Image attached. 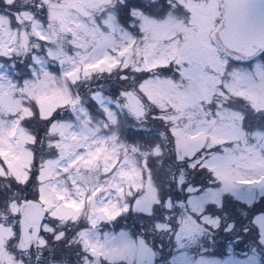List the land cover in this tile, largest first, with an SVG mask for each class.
Wrapping results in <instances>:
<instances>
[{
	"label": "rangeland",
	"instance_id": "rangeland-1",
	"mask_svg": "<svg viewBox=\"0 0 264 264\" xmlns=\"http://www.w3.org/2000/svg\"><path fill=\"white\" fill-rule=\"evenodd\" d=\"M121 3L0 0V176L21 182L28 176L33 155L29 143L34 135L24 124L27 118L47 126V142L55 148L40 163L38 181L31 188L46 209L40 232L31 242L37 248L30 242L22 246L19 236L12 237L11 224L23 204L0 195V264H48L62 238L72 247L75 242L85 249L96 245L83 264H99L101 257L110 264L122 260L124 264H149L153 252L147 244L125 227L121 233L101 223L125 211L134 191L140 197L137 210H146L156 197L155 180L145 162L151 159L148 154L160 150V144L158 149H144L120 131L126 124L143 122L145 103L135 88L124 92L123 98L95 90L90 98L100 114L92 115L75 92V84L115 68L160 74L154 69L173 60V69L179 73L175 79L168 72L151 73L140 84V92L149 104L171 108L168 117L179 157L192 154L203 142L230 141L226 151L210 155L205 164L228 182L264 179V132L249 138L240 127L238 112L215 113L208 104L222 95L223 80L232 96H244L253 106L264 107V76L255 71L249 75L238 66L225 71L234 57L247 60L255 54L245 57L230 52L219 41L222 0H171L155 17L137 9L133 15L138 18V29L134 31L119 20ZM11 4L15 5L12 11ZM16 61L19 68L13 71ZM257 64L264 72V62ZM127 74L135 80V73ZM113 86L108 83L107 89ZM48 116L55 118L45 124ZM2 197L9 206L5 214ZM20 250L29 251L30 258L25 259ZM217 250L199 249L217 256L204 264H235L244 259L234 253L221 258Z\"/></svg>",
	"mask_w": 264,
	"mask_h": 264
},
{
	"label": "snow or ice",
	"instance_id": "snow-or-ice-1",
	"mask_svg": "<svg viewBox=\"0 0 264 264\" xmlns=\"http://www.w3.org/2000/svg\"><path fill=\"white\" fill-rule=\"evenodd\" d=\"M115 7V6H114ZM169 5L166 0H123L117 11L122 24L128 28L138 27L132 21L137 17L134 11L139 9L152 16L162 14ZM264 62V51H258L253 57L241 60L234 57L226 65V72L234 67H240L264 76L260 72L257 61ZM171 64L162 66L167 71ZM135 73L138 81L135 85L137 95L146 98L140 92V84L150 78L149 69L129 68ZM179 75V73L177 74ZM128 75L120 69V79L114 84L118 94L132 89H124L120 85L127 81ZM221 81L220 93L213 100L208 101L214 106V112L224 110L240 114V127L247 134L264 132V107H255L244 96L233 97L223 86ZM167 129V134L174 143L172 123L163 119L161 109L145 113L143 122L136 125H124L121 133L130 137L134 145H144L148 149H158L161 139V128ZM229 141L220 145L208 144L202 146L191 156L177 161L175 153H170L166 160H160L156 180L157 194L151 206L146 210L135 208L139 192L134 191L125 205V211L110 220H103L106 227L120 228L119 220L130 221L127 231L152 249L153 255L149 264H204L207 258L217 257L200 252L205 245L214 249L223 247L225 253H239L244 259H238L235 264H264V179L239 178L228 182L224 175L217 174L212 168L206 166L205 159L216 152L226 151ZM160 149L157 157H163ZM156 162L155 159H152ZM145 162L149 173L153 168ZM167 165V167H165ZM157 164H153L156 167ZM187 171L191 179H186ZM245 188L249 190H245ZM193 192L196 195H193ZM107 235V233H105ZM96 245L85 249L83 244L78 247L66 246L62 238L59 246L51 251L52 260L48 264H78L81 260L92 257ZM196 249L197 251H193ZM143 254V253H141ZM43 256L37 257L40 261ZM99 264H110L106 257H101Z\"/></svg>",
	"mask_w": 264,
	"mask_h": 264
},
{
	"label": "trees",
	"instance_id": "trees-1",
	"mask_svg": "<svg viewBox=\"0 0 264 264\" xmlns=\"http://www.w3.org/2000/svg\"><path fill=\"white\" fill-rule=\"evenodd\" d=\"M170 1L171 0H166V2H170ZM177 3L179 4V2H177ZM15 4H17V8L16 9H19L20 5L18 3H15ZM14 8H15V5L11 4L10 10L12 11V9H14ZM230 52H232V51H230ZM240 54H242V53H240ZM169 64H171V68L169 69V70H171L173 68V66H174L173 60L170 61ZM17 68H19V66H17L16 69ZM161 68H162V65L160 66L159 69H155V71H158L160 73L169 71V70L163 71V70H161ZM120 69H123V68L122 67L115 68L113 71H111V73H108V74L107 73H100V75H101L100 77H96L95 79H92V78L90 79L89 78V79H87V81H83V82H80L79 84H75V92H76L77 96L80 97L81 102L83 103L85 108H87V111H89V112L91 111L92 115H96V114H100V113H99V111H97L94 102L90 98V92L98 90V91H103L106 95H109V96L117 95L118 93H117L116 89L114 87H111V88L107 89V85H108V83H114L115 84L117 81H119V79H120ZM124 71L127 72V73L131 72L129 70H124ZM174 73H170V74H172V77L175 79L176 77L173 76ZM127 75H128L127 81H125L120 86L122 88L126 89V90L135 88V85H136V83L138 81L136 79L134 80L135 82L133 80H131L134 75H131V74H127ZM140 91H142V90L140 89ZM125 92H127V91H125ZM118 95H121V97L123 98V94H118ZM219 95H221V94H219ZM143 96L145 97V94H143ZM116 97H118V96H116ZM233 97H236V96H233ZM142 99H143V101L145 103V108L147 110L146 113H149L151 110H154V109H161L162 112H163V119L165 121H170L172 123V120L168 117V113H169V111L171 109L169 106L160 107L158 104H155V103L149 104L148 100L146 98H142ZM209 107L214 108L213 105H209ZM53 118H55V117L48 116L47 119H46V122L44 121V123L46 124L47 122H50V120H52ZM24 124L27 126L28 130L30 132H32L33 135H34V140L29 143V147L31 148V151H32L33 155H32V159H31V164H30L28 176L23 182L14 179L12 176H6L7 178H4L5 177L4 175L0 176V195L3 194L7 200L17 199V202L18 203H22V204L25 203V201L28 198L33 197V198L36 199L38 197L35 194L36 192H34L35 190L31 189V188H33L34 185L38 181L37 176H38L39 165L45 158H47L48 155H53L55 153V148L52 147V145L48 144V142H47L48 135H49V133L47 132V126L44 127L42 122L38 121L37 119H33V121H32L30 119V117L27 118V120L24 121ZM161 129H165V134H163L164 135L163 139L158 141V144H160V149L163 150V154H164L163 157H157L156 156V152L155 153L152 152L151 154H148V157L151 158L150 161H149V167L153 168L152 177H153V180H155V182H156V180L158 178L157 169L160 167V160L161 159L166 160L170 153H175L176 159H177V161H179L180 159H183L184 157L193 155V153H196L197 150L200 149L202 146L207 147L208 144L220 145V144H222V142H224V141H222L220 143H217V142H212V143L203 142V144L200 147H198L196 149V151H194L192 154H190V155L183 154L182 158H180L179 157V153H178V148L176 146L175 141H174V143L172 142L171 138L167 134V129L166 128L162 127ZM172 135L174 136V134H172ZM245 135L249 136L246 133H245ZM249 138H250V136H249ZM229 145H230V143H228L226 146H229ZM140 146H143L144 149H146V147L144 145L140 144ZM213 154H215V153H213ZM152 159H155L156 162L153 161ZM153 164H157V166L153 167ZM206 166H208V165H206ZM165 167H167V165H165ZM184 175H185L186 179H191V177H190V175H189V173L187 171L184 172ZM155 186H156V188L158 187V185L156 183H155ZM193 194H196V193L193 192ZM0 202H1V198H0ZM2 204L5 205V208H4V210L2 212H4V214L9 212L8 203L4 199V197H2ZM19 213H20V209H19ZM13 215L15 216L14 213H13ZM18 217H19L18 214H16V218H15L16 222L11 224L12 232H13L12 233L13 234L12 237H14L16 239L19 236ZM49 219H47V221H49ZM130 223H131L130 221H125L123 219L119 220V226H123V228L124 227L128 228V225ZM117 229H120V228L117 227L115 229V231ZM131 234L135 236L134 230H133V232ZM43 235H47V233L44 232ZM48 239H49V237H48ZM31 245H32V248H37L36 247L37 245L35 244V242L31 243ZM66 246H67V244H66ZM78 246H79V243L75 242V247H78ZM206 246L208 248L211 247V246L205 245V247ZM38 247H40V246H38ZM21 252H22L21 253L22 256L25 259H29L30 258L31 253L29 251H25L24 252L23 250H21ZM217 252L219 253L218 255L221 258L225 257L227 254H229V253H225V249L223 247L218 248ZM45 254H47V252ZM234 254L240 256L239 253H234ZM52 259H53V257H52ZM82 261L83 260L79 261L78 264H83ZM117 263L118 264H124V261L123 260L122 261H117Z\"/></svg>",
	"mask_w": 264,
	"mask_h": 264
},
{
	"label": "water",
	"instance_id": "water-1",
	"mask_svg": "<svg viewBox=\"0 0 264 264\" xmlns=\"http://www.w3.org/2000/svg\"><path fill=\"white\" fill-rule=\"evenodd\" d=\"M221 43L230 50L254 54L264 47V0H223ZM45 210L37 200L22 207L20 231L22 242L36 238Z\"/></svg>",
	"mask_w": 264,
	"mask_h": 264
}]
</instances>
